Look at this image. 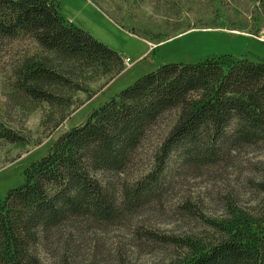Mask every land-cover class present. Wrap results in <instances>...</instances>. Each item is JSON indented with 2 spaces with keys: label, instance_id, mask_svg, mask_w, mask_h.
I'll use <instances>...</instances> for the list:
<instances>
[{
  "label": "rangeland",
  "instance_id": "obj_1",
  "mask_svg": "<svg viewBox=\"0 0 264 264\" xmlns=\"http://www.w3.org/2000/svg\"><path fill=\"white\" fill-rule=\"evenodd\" d=\"M59 1L67 20L122 55L125 69L114 75L60 60L27 36L0 39V129L15 137L0 139V203L61 136L159 67L225 55L264 60V0ZM33 62L60 75L54 104L19 89L21 70ZM156 148L152 138L128 172L110 181L134 185L155 172ZM161 183L158 199L116 222L81 219L54 231L40 251L42 264H184L218 242L227 222L264 219L263 150L216 165L174 159Z\"/></svg>",
  "mask_w": 264,
  "mask_h": 264
},
{
  "label": "trees",
  "instance_id": "obj_2",
  "mask_svg": "<svg viewBox=\"0 0 264 264\" xmlns=\"http://www.w3.org/2000/svg\"><path fill=\"white\" fill-rule=\"evenodd\" d=\"M20 36L66 62L114 75L125 69L121 54L66 19L59 0H0V39ZM20 78L21 91L50 104L51 89L63 83L43 62L27 65ZM152 138L156 171L134 185L111 182ZM0 139L15 141L5 129ZM250 149L264 151V60L225 55L163 65L94 110L26 169L24 184L0 203V264H42L40 251L64 225L113 223L158 199L174 159L216 165ZM242 218L227 222L218 242L184 264H264V219Z\"/></svg>",
  "mask_w": 264,
  "mask_h": 264
}]
</instances>
